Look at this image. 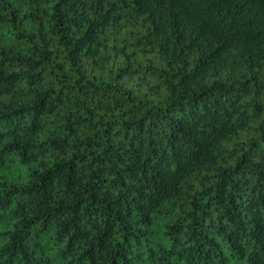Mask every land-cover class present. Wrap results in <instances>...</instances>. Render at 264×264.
Segmentation results:
<instances>
[{"label":"trees","instance_id":"trees-1","mask_svg":"<svg viewBox=\"0 0 264 264\" xmlns=\"http://www.w3.org/2000/svg\"><path fill=\"white\" fill-rule=\"evenodd\" d=\"M0 264H264V0H0Z\"/></svg>","mask_w":264,"mask_h":264}]
</instances>
